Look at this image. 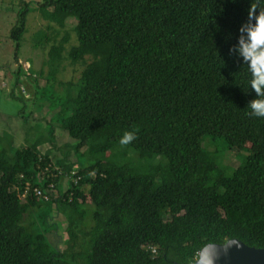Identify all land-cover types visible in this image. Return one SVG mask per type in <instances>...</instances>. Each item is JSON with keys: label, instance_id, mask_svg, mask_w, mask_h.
<instances>
[{"label": "trees", "instance_id": "obj_1", "mask_svg": "<svg viewBox=\"0 0 264 264\" xmlns=\"http://www.w3.org/2000/svg\"><path fill=\"white\" fill-rule=\"evenodd\" d=\"M20 2L18 61L30 11ZM251 2H38L49 24L32 43L49 47L48 81L65 60L82 67L54 105L76 143L55 158L41 149L56 144L53 127L20 147L0 136V264H190L233 238L264 248V118L249 115L251 73L230 52ZM71 17L68 49L69 32L57 37ZM218 139L249 146L231 173L209 151Z\"/></svg>", "mask_w": 264, "mask_h": 264}, {"label": "rangeland", "instance_id": "obj_2", "mask_svg": "<svg viewBox=\"0 0 264 264\" xmlns=\"http://www.w3.org/2000/svg\"><path fill=\"white\" fill-rule=\"evenodd\" d=\"M25 1L29 3L30 11L27 15V32L22 39L18 61L15 58V42L10 38V29L16 22L19 9L25 5L20 0H0V136L4 137V141L8 140L10 145L20 147L34 142L36 138L43 136L48 138L53 127L56 130V144L53 146L45 142L41 145V149L48 150V146L53 147L52 155L56 158L61 156L63 149H67L66 145L75 144L76 140L69 135L68 130L60 126L57 119L59 107L54 108V105L60 101L56 98L62 97L66 92L61 82L77 81L82 67L72 65L69 60H65L61 72L56 77L50 76L48 81L47 74L50 67L45 62L49 60L47 55L49 47L43 51L34 47L32 41L38 31L47 28L49 22L42 17L38 8V2L41 0ZM71 18L68 20L66 30H61L57 37L60 40L66 31L69 32L70 41L66 46L68 49L77 43V34L73 29L76 19ZM20 66L23 70L18 73ZM41 69L44 73L39 76ZM22 87L25 92L22 91ZM208 140L210 136L204 138L205 144ZM60 146L62 150H55ZM215 146L209 148V151L216 156L228 173L243 163L249 153L247 151L249 146L243 149L229 148L222 139H218ZM204 147L206 148V145ZM72 160H76L74 156ZM38 180L41 183L43 181L41 178ZM68 183L67 179L64 180L59 190L67 188ZM56 219L62 221L61 231H63L67 225L63 214L58 213ZM64 236V233L60 235L57 231H53L51 239L55 240V237L63 239Z\"/></svg>", "mask_w": 264, "mask_h": 264}, {"label": "clouds", "instance_id": "obj_3", "mask_svg": "<svg viewBox=\"0 0 264 264\" xmlns=\"http://www.w3.org/2000/svg\"><path fill=\"white\" fill-rule=\"evenodd\" d=\"M238 43L230 52L243 58V64L251 73L250 89L256 98L248 103L249 115L264 118V0L251 2L248 17L239 28ZM138 129L125 131L119 140L121 147H126L137 138ZM201 264H213L212 251L205 250L200 257Z\"/></svg>", "mask_w": 264, "mask_h": 264}, {"label": "water", "instance_id": "obj_4", "mask_svg": "<svg viewBox=\"0 0 264 264\" xmlns=\"http://www.w3.org/2000/svg\"><path fill=\"white\" fill-rule=\"evenodd\" d=\"M209 249L213 253V264H264V248L249 246L236 238L205 245L190 264H201L202 253Z\"/></svg>", "mask_w": 264, "mask_h": 264}, {"label": "built area", "instance_id": "obj_5", "mask_svg": "<svg viewBox=\"0 0 264 264\" xmlns=\"http://www.w3.org/2000/svg\"><path fill=\"white\" fill-rule=\"evenodd\" d=\"M22 91L25 92V89L23 87H22ZM36 192H37V194L40 193V191H38V190ZM154 251H155V249H154Z\"/></svg>", "mask_w": 264, "mask_h": 264}]
</instances>
